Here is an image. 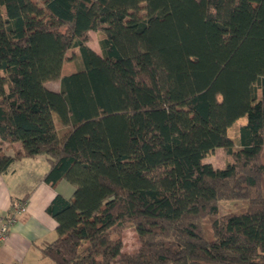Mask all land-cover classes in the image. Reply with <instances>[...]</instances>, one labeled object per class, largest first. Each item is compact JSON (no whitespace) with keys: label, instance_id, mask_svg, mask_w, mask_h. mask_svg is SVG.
I'll use <instances>...</instances> for the list:
<instances>
[{"label":"trees","instance_id":"trees-1","mask_svg":"<svg viewBox=\"0 0 264 264\" xmlns=\"http://www.w3.org/2000/svg\"><path fill=\"white\" fill-rule=\"evenodd\" d=\"M41 154L54 264H264V0H0V172Z\"/></svg>","mask_w":264,"mask_h":264},{"label":"crops","instance_id":"crops-1","mask_svg":"<svg viewBox=\"0 0 264 264\" xmlns=\"http://www.w3.org/2000/svg\"><path fill=\"white\" fill-rule=\"evenodd\" d=\"M91 47L100 53L99 48ZM54 81L56 84L50 88L59 91L60 81L50 82ZM47 86H50L49 82ZM8 145L5 143L4 147L8 154H12L13 147ZM14 146L20 147L16 142ZM50 167L49 157L41 154L22 157L7 172H0V214L7 213L15 201L26 200L28 203L27 212L19 216L7 240L0 243V264H51L41 248L58 237V223L47 212V207L56 194L71 198L75 188L65 179L55 187L49 185L45 175Z\"/></svg>","mask_w":264,"mask_h":264},{"label":"rangeland","instance_id":"rangeland-1","mask_svg":"<svg viewBox=\"0 0 264 264\" xmlns=\"http://www.w3.org/2000/svg\"><path fill=\"white\" fill-rule=\"evenodd\" d=\"M101 38V34L97 31H91L89 35L88 44L90 46H94L99 48V40ZM81 67L80 63V56L78 48H72L68 50L66 55V60L63 66V73H72L78 70ZM51 87L52 85L56 84V81L49 82ZM54 87V86H52ZM60 89V84H59ZM247 121L246 117L239 118L236 122L231 125L229 128V135L235 140L236 146H238V137L240 132V127ZM56 125L58 127L62 126L61 123L58 121L56 117ZM18 146L21 145L20 141L16 142ZM12 149H10V152ZM205 162L212 163L215 167H225L228 163V156L223 148H217L213 153L209 154L205 159ZM247 206V201L244 198H231V199H220L219 200V213L224 214L232 211H240ZM203 226H204V234L206 237L211 238L212 233L209 228V220L207 218L203 219ZM123 241H124V248L125 250L132 251L135 250L139 246V241L137 234L132 226H128L123 230ZM48 262L53 264L52 261L47 259Z\"/></svg>","mask_w":264,"mask_h":264},{"label":"built area","instance_id":"built-area-1","mask_svg":"<svg viewBox=\"0 0 264 264\" xmlns=\"http://www.w3.org/2000/svg\"><path fill=\"white\" fill-rule=\"evenodd\" d=\"M27 210V201L18 200L13 203L7 213L0 214V243L7 240L12 226L17 222L19 216L27 212Z\"/></svg>","mask_w":264,"mask_h":264}]
</instances>
